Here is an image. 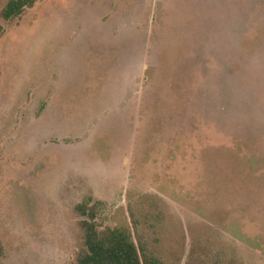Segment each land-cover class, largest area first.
<instances>
[{
    "label": "rangeland",
    "instance_id": "obj_1",
    "mask_svg": "<svg viewBox=\"0 0 264 264\" xmlns=\"http://www.w3.org/2000/svg\"><path fill=\"white\" fill-rule=\"evenodd\" d=\"M0 0V264H77L76 207L162 264H264V0Z\"/></svg>",
    "mask_w": 264,
    "mask_h": 264
},
{
    "label": "trees",
    "instance_id": "obj_2",
    "mask_svg": "<svg viewBox=\"0 0 264 264\" xmlns=\"http://www.w3.org/2000/svg\"><path fill=\"white\" fill-rule=\"evenodd\" d=\"M37 0H10L2 11L5 21L20 17ZM0 26V35L2 34ZM102 201L87 200L76 211L82 217L79 223L83 235V248L76 256L77 264H162L144 242L134 223L135 242L131 231L123 228L103 227Z\"/></svg>",
    "mask_w": 264,
    "mask_h": 264
}]
</instances>
